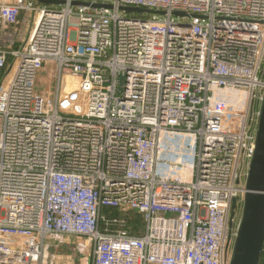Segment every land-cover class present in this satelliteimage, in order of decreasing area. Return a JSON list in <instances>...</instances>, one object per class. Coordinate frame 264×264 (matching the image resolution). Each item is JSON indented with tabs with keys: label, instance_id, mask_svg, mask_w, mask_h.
<instances>
[{
	"label": "built area",
	"instance_id": "obj_1",
	"mask_svg": "<svg viewBox=\"0 0 264 264\" xmlns=\"http://www.w3.org/2000/svg\"><path fill=\"white\" fill-rule=\"evenodd\" d=\"M58 1L0 0V264H50L52 235L90 264H229L264 0Z\"/></svg>",
	"mask_w": 264,
	"mask_h": 264
},
{
	"label": "water",
	"instance_id": "obj_2",
	"mask_svg": "<svg viewBox=\"0 0 264 264\" xmlns=\"http://www.w3.org/2000/svg\"><path fill=\"white\" fill-rule=\"evenodd\" d=\"M40 5H60L58 0H34ZM107 7V6H100ZM126 14H159L139 8H122ZM174 15H183L175 12ZM264 245V94L259 108L254 154L250 161L241 217L229 264H260Z\"/></svg>",
	"mask_w": 264,
	"mask_h": 264
},
{
	"label": "rangeland",
	"instance_id": "obj_3",
	"mask_svg": "<svg viewBox=\"0 0 264 264\" xmlns=\"http://www.w3.org/2000/svg\"><path fill=\"white\" fill-rule=\"evenodd\" d=\"M9 1L11 2L12 0ZM23 17L24 14L19 16V28L21 29H24L25 27L23 26H26L22 23ZM25 35L26 32H24L23 36ZM43 86H45V83ZM104 213L108 216V218L117 220L129 216L136 230L142 231L144 229V220L135 211L127 209L122 212L120 209H111L104 210ZM84 241L85 238L52 235L48 240H46V246L52 255L50 264H90L91 250L83 249L81 251Z\"/></svg>",
	"mask_w": 264,
	"mask_h": 264
}]
</instances>
